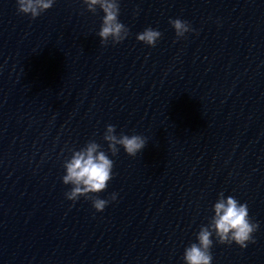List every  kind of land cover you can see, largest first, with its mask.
<instances>
[{
	"label": "clouds",
	"instance_id": "obj_1",
	"mask_svg": "<svg viewBox=\"0 0 264 264\" xmlns=\"http://www.w3.org/2000/svg\"><path fill=\"white\" fill-rule=\"evenodd\" d=\"M55 0H17L18 12L30 15L35 19L46 10L50 9ZM87 11L95 13L97 7L104 13L102 25L98 36L101 43L107 45L109 40L112 44L124 41L129 35L128 28L119 21V0H83ZM175 30L177 38H182L192 31L189 23L181 19L169 21ZM161 32L151 27L137 34L136 39L148 46L154 47L161 38ZM114 125H107L103 139L108 144V150L113 156L117 155L120 147L127 155L135 157L146 146V139L140 135L128 136L116 134ZM119 146V147H118ZM114 162L102 150V146L94 140L89 141L80 150L72 152L71 158L64 162L66 174L62 177L65 185H71V189L65 193V197L73 202L81 196L91 200L92 206L97 212H102L109 200L101 199L97 195L104 191L113 176ZM116 193H112L110 199L115 200ZM214 215L206 226H201L198 234V243L188 246L183 255L185 264H212L211 248L212 236L215 234L219 244L231 245L235 243L240 248H246L253 240V233L258 229V224L249 217L248 205L240 203L236 198H225L223 192L213 205Z\"/></svg>",
	"mask_w": 264,
	"mask_h": 264
}]
</instances>
